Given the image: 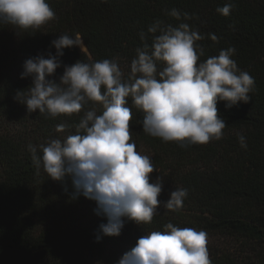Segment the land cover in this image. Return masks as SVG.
<instances>
[{"label": "trees", "instance_id": "obj_1", "mask_svg": "<svg viewBox=\"0 0 264 264\" xmlns=\"http://www.w3.org/2000/svg\"><path fill=\"white\" fill-rule=\"evenodd\" d=\"M56 18L39 30H22L0 24V264H117L136 241L152 231H166L171 222L180 228L218 233L236 246L208 250L212 264H264V0H46ZM234 4L229 16L216 9ZM181 13L177 20L169 13ZM187 13L190 19L185 20ZM156 21L162 26L188 23L204 36L199 62L235 48L231 57L255 80L247 104L230 108L217 103L225 120L224 135L207 144L165 142L142 129L144 112L128 98L132 111L130 131L137 150L147 149L157 176L163 179L158 199L161 206L153 220L136 224L125 218L119 236L98 231L106 223L95 214V201L76 195L70 179L54 181L33 161L29 146L46 145L76 133V125L88 110L102 113L98 103L87 102L79 114L29 113L17 93L28 94L31 78H20L26 59L55 54L51 41L79 33L86 50L66 48L63 65L77 61L94 63L116 59L130 74L136 49L149 45L159 33H149ZM146 36L141 39L140 33ZM214 33L219 42H213ZM158 70L163 64L158 63ZM63 74L58 68L51 79ZM12 123L16 127H9ZM65 124L63 133L55 131ZM238 134L245 136L242 148ZM188 190L183 208L170 211L163 206L177 188ZM100 235V240L96 236ZM231 243V244H232Z\"/></svg>", "mask_w": 264, "mask_h": 264}, {"label": "clouds", "instance_id": "obj_2", "mask_svg": "<svg viewBox=\"0 0 264 264\" xmlns=\"http://www.w3.org/2000/svg\"><path fill=\"white\" fill-rule=\"evenodd\" d=\"M234 4L226 3L216 11L229 16ZM177 20L181 13L172 9L169 13ZM185 20L190 19L187 13ZM56 18L46 0H0V24L22 30H39ZM149 33H159L149 45L136 49L131 61L130 74L118 66L116 59H103L94 63L77 61L63 65L61 57L66 48H83L79 33L63 34L52 40L55 54H38L23 63L20 78H31L28 94L17 93L27 111L58 115L79 114L91 101L103 109L95 108L84 113L76 125V133L63 140L53 139L46 145H30L33 161L43 168L48 177L63 182L70 179L76 195L95 201V214L104 216L106 223L98 231L105 236H119L125 218L136 224H147L157 214L161 201L163 179L157 176L150 182L155 171L149 155L137 151L132 141L130 121L132 111L128 98L144 112L142 129L152 137L165 142L207 144L219 141L227 126L218 114L217 103L224 101L230 108L238 103L247 104L251 99L255 80L237 67L231 58L234 47L221 50L199 62L204 47L198 41L204 39L198 30L188 23L178 26H162L156 21L148 28ZM213 42H219L209 33ZM141 39L146 41L143 32ZM158 63L163 64L158 70ZM63 67L59 81L51 79L58 68ZM65 124L55 131L63 133ZM242 148H246L245 136L238 134ZM188 190L177 188L169 194L163 206L170 211L183 208ZM166 231H152L141 236L117 264H212L207 248V233L194 228H180L169 222ZM100 235L96 240H100Z\"/></svg>", "mask_w": 264, "mask_h": 264}, {"label": "rangeland", "instance_id": "obj_3", "mask_svg": "<svg viewBox=\"0 0 264 264\" xmlns=\"http://www.w3.org/2000/svg\"><path fill=\"white\" fill-rule=\"evenodd\" d=\"M81 50H86L85 44H84V47L81 48ZM8 126L13 128V127H16L17 125L10 123ZM18 127H16V128H18ZM137 151L140 152L141 154H145V155L147 154V149L145 147H141ZM207 238H208L207 239V248H208V250L214 249V248H220V247L227 246V245H229L231 248L236 246L229 239L224 238L222 235H220L218 233L210 234V235L207 236Z\"/></svg>", "mask_w": 264, "mask_h": 264}]
</instances>
